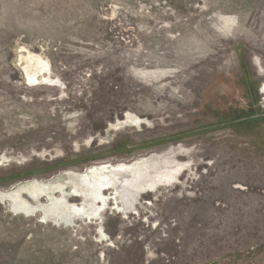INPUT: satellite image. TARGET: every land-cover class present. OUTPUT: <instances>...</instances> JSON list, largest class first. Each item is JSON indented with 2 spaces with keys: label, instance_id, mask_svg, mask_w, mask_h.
<instances>
[{
  "label": "rangeland",
  "instance_id": "374dc122",
  "mask_svg": "<svg viewBox=\"0 0 264 264\" xmlns=\"http://www.w3.org/2000/svg\"><path fill=\"white\" fill-rule=\"evenodd\" d=\"M152 157L69 223L0 198V264H264V0H0V195Z\"/></svg>",
  "mask_w": 264,
  "mask_h": 264
},
{
  "label": "bare ground",
  "instance_id": "6f19581e",
  "mask_svg": "<svg viewBox=\"0 0 264 264\" xmlns=\"http://www.w3.org/2000/svg\"><path fill=\"white\" fill-rule=\"evenodd\" d=\"M27 60L29 65L23 67L30 79L34 80L38 74L43 73L44 75L47 72L48 66L40 57L32 56ZM32 68L37 69V71H33ZM123 120L120 123L143 122L141 119L137 118L135 120L129 115H126ZM171 163L173 162H168L167 158L152 157L127 164L101 165L81 173H67V180L64 184L54 181H29L24 185L21 184L22 186H16L12 191L1 193L0 198L10 201L12 205H17L20 213L40 214L45 209V206L38 204L39 201L32 203L27 198L38 200L40 196H43L42 198L48 197L53 201L51 203L53 206L51 207L54 208L53 216L57 219L70 221L74 214L86 218V216L89 217L100 213V207H96L93 208V213L89 214L86 202L91 200L100 203L102 195L108 190L105 186L109 185L110 188H116L121 202L127 203L129 200L135 201L137 195H145L149 190L155 189L163 183L176 180L177 175L181 173L182 167L171 165ZM69 187H75L73 194L68 192ZM103 188L105 189L103 190ZM54 193L56 194L54 195ZM72 199H78L82 202L80 204L70 203ZM104 203H106V198ZM107 205L109 206V202Z\"/></svg>",
  "mask_w": 264,
  "mask_h": 264
}]
</instances>
